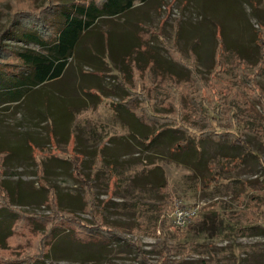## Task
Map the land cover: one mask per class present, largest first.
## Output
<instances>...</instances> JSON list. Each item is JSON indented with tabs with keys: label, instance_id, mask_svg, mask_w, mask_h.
<instances>
[{
	"label": "rangeland",
	"instance_id": "1",
	"mask_svg": "<svg viewBox=\"0 0 264 264\" xmlns=\"http://www.w3.org/2000/svg\"><path fill=\"white\" fill-rule=\"evenodd\" d=\"M55 2L0 0L1 62L15 61L13 49L36 47L11 38V32L18 21L39 16ZM96 29L104 41L112 33L118 44L130 50L143 45L133 52L132 72L128 65L124 72L115 68L106 57L105 44L100 52L88 40L86 52L81 50L64 75L35 98L0 104V175L10 203L9 208L0 209V242L9 233L12 219L19 216L7 248H0V260L27 264L29 257L45 250L46 233L57 223L48 253L29 264H145L123 237L140 239L146 262L158 264L162 239L157 226L164 218L171 231L179 229L185 236L167 239L178 251L162 264H264V228L245 215L249 195L255 197L258 214L264 211V133L257 132L263 125L240 118L226 123L204 104L203 113L212 119L208 126L230 136L213 141L198 131L184 132L170 124L169 139L151 141L147 128L123 104L127 100L135 111L165 112L151 99L154 95L150 98L141 90L146 86L137 82L141 75L137 58L144 63L153 55L160 65L184 76L186 70L172 62L166 51L173 45L186 60L189 50L197 54L194 64L204 77L212 69L219 34L229 62L235 52L249 66L264 58V0H134L128 12L103 19ZM97 61L102 69H96ZM248 71L254 70L249 67ZM231 76L230 69L215 72L218 79ZM256 80L264 90V68ZM237 137L243 142H233ZM183 138L184 145L171 152ZM69 158L81 162L92 183L110 232L101 237L105 240L79 243L60 229L54 205L44 203L53 186L60 208L94 222L83 212V189L71 175ZM165 183L170 195L161 190ZM4 200L0 189V204ZM183 205H198L199 212L188 225L174 227L170 211ZM134 224L146 228L131 232ZM71 227L81 233L79 237L89 232L82 226Z\"/></svg>",
	"mask_w": 264,
	"mask_h": 264
},
{
	"label": "trees",
	"instance_id": "2",
	"mask_svg": "<svg viewBox=\"0 0 264 264\" xmlns=\"http://www.w3.org/2000/svg\"><path fill=\"white\" fill-rule=\"evenodd\" d=\"M133 2L134 0H56L39 16L24 18V22L18 21L11 32V38L25 44H34L36 47L13 49L11 55L15 61H0V104L18 103L23 100L26 102L29 96L32 95V98H35L48 84L57 82L64 75L71 60H76L77 55L81 54L82 45L86 40L94 39L95 47L99 51H103V34L95 30L98 21L102 20L104 16L125 14L132 8ZM22 22L23 26H21ZM215 40L212 69L208 72L207 77L202 76L194 64L197 54L193 50H189V59L186 60L181 56L176 45H173L171 49L167 48L166 51L172 62L186 70L187 73L184 76L177 75L160 65L153 55H150L144 63L137 58V72L141 74L137 82L146 86L141 90L145 91L150 98L154 95L151 99L155 100L156 105L164 108L165 112H153L149 108L146 111L138 109L135 111L127 100L123 104L128 112L147 128L146 135L151 141H156L159 137L169 139L166 131L170 124L176 125V130L198 131L203 138H210L213 141H217L220 137L230 136L229 132L217 133L208 126L212 119L203 113L202 106L204 104L207 109L215 111L218 118L226 123L231 124L240 118L249 123L263 125L262 130L257 132L264 133V90L256 80V76L261 74L264 68V58L259 57L249 66L243 56L235 52L232 54V62H229L222 35H216ZM107 43L108 55L113 64L123 71L128 65L132 72L133 52L142 49L143 45L138 44L130 50L125 44H118V40H115L112 33L108 36ZM3 54L1 48L0 57ZM174 54L178 57H175ZM134 64L136 65V63ZM249 67L254 70L253 73L248 71ZM217 68L227 72L230 69L231 78H216ZM250 76L252 77L249 78ZM254 104L259 107L256 108ZM64 105L62 104V107L65 108L66 104ZM64 110L62 109V111ZM184 142V138L178 140L170 151L175 152L184 145ZM233 142L242 143L243 141L237 137L233 139ZM2 161L3 157L0 156V167ZM68 161L72 177L80 182L83 189V212L90 214L94 222H87L70 209L60 208L58 195L53 186L49 187L44 203L54 205V207L52 206L56 213L54 218L60 220L58 223L61 225L60 229L68 232L79 243L86 244L99 239L105 240L101 237L110 236V232L106 229L102 212L98 208L99 203L92 190V183L82 170L81 162L76 158H69ZM37 170L42 174L41 167L38 166ZM0 189L5 196V202L0 204V208H9L10 203L6 198L7 190L1 175ZM161 190L170 195L167 183L161 187ZM254 199V195L248 196L246 202L248 208L245 215L249 221L264 228V211L262 215L258 214L256 211L257 202ZM162 208L163 206L160 207L161 210ZM18 218L19 216H16L11 221L10 235L14 234ZM49 221L47 220V223ZM55 224L57 225V223ZM55 224H52L50 231L46 233L48 242L45 250L39 253L40 255L29 257L26 260L27 264L48 253L53 241L54 230L57 229ZM72 225L88 228L89 232H84V237H79L81 233H77L78 231L72 228ZM157 227L160 232L158 236L162 239L158 264H162L178 251V248L168 245L167 239L170 236L183 237L185 232L179 229L171 231L164 218L159 219ZM143 228L146 227L142 224H134L131 232L143 230ZM113 229L119 233L122 232L119 227H112ZM123 239L136 249L142 262L148 264L144 250L141 249L140 239L129 237H123ZM1 241L0 248H7V240L2 239ZM183 247L187 248L188 245ZM20 261L23 260H0V263L16 264Z\"/></svg>",
	"mask_w": 264,
	"mask_h": 264
},
{
	"label": "built area",
	"instance_id": "3",
	"mask_svg": "<svg viewBox=\"0 0 264 264\" xmlns=\"http://www.w3.org/2000/svg\"><path fill=\"white\" fill-rule=\"evenodd\" d=\"M199 206H176L169 214L170 221L174 227L182 228L190 223V221L197 216Z\"/></svg>",
	"mask_w": 264,
	"mask_h": 264
},
{
	"label": "crops",
	"instance_id": "4",
	"mask_svg": "<svg viewBox=\"0 0 264 264\" xmlns=\"http://www.w3.org/2000/svg\"><path fill=\"white\" fill-rule=\"evenodd\" d=\"M133 5H134V2H133ZM133 5H132V7H133ZM111 17H114V16H104V18H102V20L103 19H106V18H111ZM102 20H99L98 22H100V21H102ZM98 24V23H97ZM97 27V26H96ZM95 27V28H96ZM95 30H97V29H95ZM98 32H100L99 30H97ZM104 39V38H103ZM91 43H92V45L93 46H95V44H94V39H88ZM88 40H86L85 42H84V44L82 45V50H84V52H86V48H87V44H86V42L88 41ZM103 42H104V44H105V46L107 47V49H108V43H107V38H106V40L104 41L103 40ZM108 52H107V55H106V57L108 58V59H110V57H109V55H108V53H109V49L107 50ZM102 52V51H101ZM72 61V60H71ZM110 61V60H109ZM97 62H99L98 63V66H97V68L96 69H102L100 66H99V64L101 63V61H97ZM112 64H113V62H112ZM69 66V65H68ZM113 66L115 67V68H117V69H119L121 72H124L121 68H118L117 66H115L114 64H113ZM68 68V67H67ZM67 70V69H66ZM61 78V77H60ZM0 209H2V208H0ZM10 225H11V223H10ZM10 225H9V233L8 232H5L6 233V235H3L2 236V239H8V238H10L11 236H12V234L10 235ZM0 264H5V263H0Z\"/></svg>",
	"mask_w": 264,
	"mask_h": 264
}]
</instances>
